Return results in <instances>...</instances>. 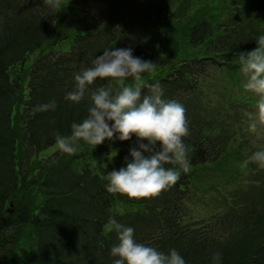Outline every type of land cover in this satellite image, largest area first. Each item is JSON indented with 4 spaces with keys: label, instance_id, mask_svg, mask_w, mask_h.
Wrapping results in <instances>:
<instances>
[{
    "label": "trees",
    "instance_id": "obj_1",
    "mask_svg": "<svg viewBox=\"0 0 264 264\" xmlns=\"http://www.w3.org/2000/svg\"><path fill=\"white\" fill-rule=\"evenodd\" d=\"M204 1L180 0L179 14L163 20L136 10L137 0H0V264H113L110 249L118 240L105 227L109 217L132 227L139 243L165 254L175 248L186 264H213L216 251L220 264H264V193L255 181L259 173L243 165L242 153L233 156L240 164L237 180L250 184L239 195L245 199L252 190L250 197H230L234 213L222 201L227 212L213 222L184 223L197 190L219 191L214 183L205 185L202 175L219 159V140L206 136L214 126L193 116L192 103L216 72L237 83L238 54L255 49L264 35V0ZM127 47L157 63L143 78L159 82L164 99L185 107L190 130L184 138L190 172L158 198L139 201L106 191V175L126 167L135 137L96 147L81 142L75 155L57 150L30 161L33 153L56 145L54 132L70 136L71 124L87 116V96L79 104L65 100L74 73L92 67L106 49ZM34 53L28 72L12 78L11 69ZM102 84L107 81L92 87ZM51 101L55 110L33 113ZM224 101L247 113L257 103L234 96Z\"/></svg>",
    "mask_w": 264,
    "mask_h": 264
},
{
    "label": "clouds",
    "instance_id": "obj_2",
    "mask_svg": "<svg viewBox=\"0 0 264 264\" xmlns=\"http://www.w3.org/2000/svg\"><path fill=\"white\" fill-rule=\"evenodd\" d=\"M256 45L238 54L240 71L246 77L243 87L259 97L257 111L245 113L253 133L264 126V35L258 37ZM156 68L157 63L134 56L131 47L104 50L92 61V67L74 73V88L65 96L73 104L87 96V116L71 124L70 136L53 133L58 151L68 155L77 154L81 142L96 147L105 141L126 142L135 137V145L124 159L126 167L106 175V191L137 201L158 198L192 167L189 147L184 142L190 135L185 107L176 100L164 99L159 82L146 84L143 78V74ZM98 80L107 81V85L93 88ZM144 88L149 89V94L143 93ZM55 107V101H51L32 111L45 112ZM249 160L264 166V150L254 152ZM105 227L117 234L118 243L110 249V255L116 257L113 264H186L175 248L165 254L137 242L134 229L115 218L109 217ZM221 259L219 251L212 254L213 264H220Z\"/></svg>",
    "mask_w": 264,
    "mask_h": 264
},
{
    "label": "rangeland",
    "instance_id": "obj_3",
    "mask_svg": "<svg viewBox=\"0 0 264 264\" xmlns=\"http://www.w3.org/2000/svg\"><path fill=\"white\" fill-rule=\"evenodd\" d=\"M137 1L140 3L136 5V10L140 7L142 10L150 11H146L147 16L151 13L153 17H161L163 20H167L170 17L169 14L172 15L175 12L176 15L179 14L177 8L180 0ZM204 2H207V0ZM228 3L231 4V0H228ZM180 8H184V5H180ZM37 56L38 53L31 54L27 63L14 66L11 69V77L15 78L22 71L25 72ZM27 72L28 70L25 73ZM227 78L228 76L222 71L213 74L212 79L206 82L207 86H204L203 92L199 93V97L195 98L197 100L192 103L193 116L198 118L205 127L207 125L214 126V128H206V136L218 137L217 139L219 140L220 146L218 143L216 144L217 150L220 151L219 159L206 166L202 174L203 178L206 179L204 184L210 185L214 183L215 186H218L219 191H213L212 187L207 192L197 190L193 198L186 204L188 212L184 218V223L186 224H191L190 222L195 221H198L199 224L201 221H203V224L213 222L215 217L227 212L225 206H220L222 201L228 202L234 208L231 209V207L229 210L234 213L236 205L234 204L235 201L230 200V197L235 200L242 198L241 201L250 197L249 192H252V190L246 192L249 195L245 199L239 195L240 191L246 190V186H249L250 181L245 182L242 179L239 182L237 180L239 171L236 170V164H240L234 160L233 156H237L238 153L243 154V161H249L246 165L251 167L253 172L259 173V175H256L255 181L258 180L259 186L257 188L261 193H264V166L249 160L254 152L264 150V126H260L255 133L249 131V122L245 116L247 112H241L243 109L238 108L233 111L230 108L231 106L224 101L225 96H234V98L242 100H258L259 97L250 99L254 94L244 89L243 84L246 82V77L243 73L237 83ZM216 89L221 90V92H217ZM253 111L251 113H255L257 109L253 108ZM57 150L55 145L41 153H33V158L30 161H33L34 158L41 160ZM243 165L245 164L243 163ZM258 176L259 179H257ZM240 203L238 202V204ZM2 259H4V256Z\"/></svg>",
    "mask_w": 264,
    "mask_h": 264
}]
</instances>
